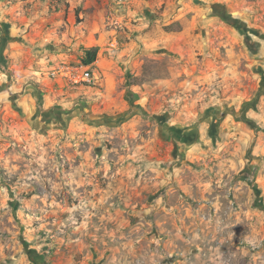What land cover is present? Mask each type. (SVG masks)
<instances>
[{"label": "rangeland", "instance_id": "rangeland-1", "mask_svg": "<svg viewBox=\"0 0 264 264\" xmlns=\"http://www.w3.org/2000/svg\"><path fill=\"white\" fill-rule=\"evenodd\" d=\"M0 264H264V0H0Z\"/></svg>", "mask_w": 264, "mask_h": 264}, {"label": "trees", "instance_id": "trees-1", "mask_svg": "<svg viewBox=\"0 0 264 264\" xmlns=\"http://www.w3.org/2000/svg\"><path fill=\"white\" fill-rule=\"evenodd\" d=\"M98 55V48H86L84 49V56L82 59L83 64L89 65L96 61Z\"/></svg>", "mask_w": 264, "mask_h": 264}, {"label": "built area", "instance_id": "built-area-1", "mask_svg": "<svg viewBox=\"0 0 264 264\" xmlns=\"http://www.w3.org/2000/svg\"><path fill=\"white\" fill-rule=\"evenodd\" d=\"M83 68H84V70H83V77L85 78V79H87V78H89L90 77V75H91V71H90V68L89 67H84L83 66Z\"/></svg>", "mask_w": 264, "mask_h": 264}]
</instances>
